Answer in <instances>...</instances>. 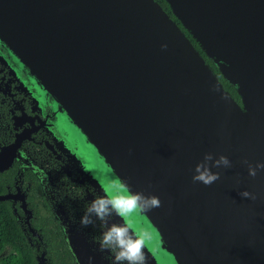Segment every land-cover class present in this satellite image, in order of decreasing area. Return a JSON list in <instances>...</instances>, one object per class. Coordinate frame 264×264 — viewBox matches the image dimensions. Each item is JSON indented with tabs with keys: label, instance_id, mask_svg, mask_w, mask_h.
I'll return each instance as SVG.
<instances>
[{
	"label": "water",
	"instance_id": "1",
	"mask_svg": "<svg viewBox=\"0 0 264 264\" xmlns=\"http://www.w3.org/2000/svg\"><path fill=\"white\" fill-rule=\"evenodd\" d=\"M165 1L180 25L156 0H0V41L102 193L160 197L127 218L153 234L149 264H264V169L244 163L264 161V0ZM206 153L231 161L207 185L192 179Z\"/></svg>",
	"mask_w": 264,
	"mask_h": 264
},
{
	"label": "flooded vegetation",
	"instance_id": "2",
	"mask_svg": "<svg viewBox=\"0 0 264 264\" xmlns=\"http://www.w3.org/2000/svg\"><path fill=\"white\" fill-rule=\"evenodd\" d=\"M86 161L58 104L0 41V167L9 163L0 170V205L36 264H111L113 253L99 244L105 226L80 223L87 205L103 194Z\"/></svg>",
	"mask_w": 264,
	"mask_h": 264
},
{
	"label": "clouds",
	"instance_id": "3",
	"mask_svg": "<svg viewBox=\"0 0 264 264\" xmlns=\"http://www.w3.org/2000/svg\"><path fill=\"white\" fill-rule=\"evenodd\" d=\"M166 48L167 44H162ZM211 162V163H209ZM248 173L257 174L258 169H264V161H257L255 166L247 161ZM231 161L228 156L220 154L218 157L206 153L204 159L195 166L192 179L205 185L219 179V171L213 168L229 167ZM241 197L255 199L254 193L244 189ZM161 199L156 194H145L143 191L118 190L95 196L87 205L80 223L84 226L99 220L105 227L99 241L100 250L113 253L111 264H149L146 247L153 239V234L145 228L133 226L127 218L136 212H149L161 206ZM113 217L121 219L115 220Z\"/></svg>",
	"mask_w": 264,
	"mask_h": 264
},
{
	"label": "trees",
	"instance_id": "4",
	"mask_svg": "<svg viewBox=\"0 0 264 264\" xmlns=\"http://www.w3.org/2000/svg\"><path fill=\"white\" fill-rule=\"evenodd\" d=\"M156 1L163 7V9L171 16L172 19L177 21L165 0ZM178 24L180 25L179 22ZM185 33L191 39L194 46L200 50L199 45L191 38V36L186 31ZM200 52L206 59V62L213 66L204 52H202L201 50ZM213 69L218 74V77L223 83L224 88L232 95V97L237 102L241 103L240 97L235 88L232 87L227 81H225L217 68L213 66ZM0 264H36L32 256V252L24 240L22 232L15 223L14 218L10 214L9 210L3 205H0Z\"/></svg>",
	"mask_w": 264,
	"mask_h": 264
}]
</instances>
